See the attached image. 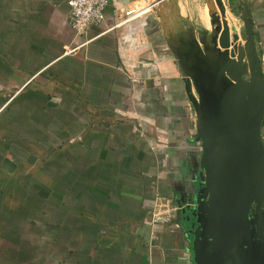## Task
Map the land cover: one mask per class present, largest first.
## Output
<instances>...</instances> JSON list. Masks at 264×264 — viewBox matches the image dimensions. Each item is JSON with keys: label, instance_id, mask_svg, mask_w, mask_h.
Masks as SVG:
<instances>
[{"label": "crops", "instance_id": "0c3cea01", "mask_svg": "<svg viewBox=\"0 0 264 264\" xmlns=\"http://www.w3.org/2000/svg\"><path fill=\"white\" fill-rule=\"evenodd\" d=\"M157 1L110 0L77 37L67 0H0V264H195L201 149L177 54L201 40L199 0L126 21ZM227 2L264 74V0Z\"/></svg>", "mask_w": 264, "mask_h": 264}, {"label": "water", "instance_id": "95a60500", "mask_svg": "<svg viewBox=\"0 0 264 264\" xmlns=\"http://www.w3.org/2000/svg\"><path fill=\"white\" fill-rule=\"evenodd\" d=\"M216 1L220 16L214 0H206L211 40L193 36L188 50L177 54L200 96L197 102L189 95L202 144L201 187L187 208L195 218L192 253L195 264H264V236L249 243L247 234L253 209L259 222L264 218V74L250 23L243 44L226 20L227 5ZM204 52L215 59L203 58Z\"/></svg>", "mask_w": 264, "mask_h": 264}, {"label": "rangeland", "instance_id": "374dc122", "mask_svg": "<svg viewBox=\"0 0 264 264\" xmlns=\"http://www.w3.org/2000/svg\"><path fill=\"white\" fill-rule=\"evenodd\" d=\"M214 1H215L214 3L217 4V1L216 0H214ZM223 2L225 5H227L226 20H227L229 26L231 29L235 28L236 32L239 35H241V42L244 44L245 39L243 38L242 33L245 32V22H244V20L242 21L240 18H236L230 12V10L228 8L229 6H228L227 0H223ZM198 9H199V20H200V24H199L200 34H199V36L201 39L202 38H203V40L207 39V41L209 42L211 40L212 35H213V33H212L213 27L211 25V14L209 12L208 7L206 6V0H199ZM216 15L220 16V12H217V10H216ZM208 23H210V27H208V25H207ZM203 54H204L205 59H209V60L212 58L215 59L214 55H209L208 52H204ZM184 76H185V78L187 80V84L190 88L189 92H190L191 96L197 102H199L200 96L197 94V92H196V90L192 84L191 77L188 74L184 75ZM191 105H192V109H193V117H194L195 123L197 122L196 128L198 129L199 123H198L197 110H196L194 104H192V102H191ZM14 108H15V104L10 108V110L12 111V110H14ZM201 145L202 144L200 141V147H201ZM258 229H261L260 233H257L259 231ZM242 234L244 235V232ZM247 234L249 235V240H248L249 243L251 241L254 243L256 238H258V241H260V240L262 241L261 237L264 236V218L259 222L258 217H257V213L254 209L251 211V214H250V223L248 226ZM258 234H260L261 237L258 236Z\"/></svg>", "mask_w": 264, "mask_h": 264}, {"label": "built area", "instance_id": "2783aa9c", "mask_svg": "<svg viewBox=\"0 0 264 264\" xmlns=\"http://www.w3.org/2000/svg\"><path fill=\"white\" fill-rule=\"evenodd\" d=\"M110 0H67L69 7V24L75 35L80 37L92 26L102 24L106 18V10ZM157 6L156 2L145 12H150ZM142 10V9H141ZM139 8L127 12L126 21L138 17L141 13ZM200 147V142H198ZM201 149V147H200Z\"/></svg>", "mask_w": 264, "mask_h": 264}, {"label": "bare ground", "instance_id": "6f19581e", "mask_svg": "<svg viewBox=\"0 0 264 264\" xmlns=\"http://www.w3.org/2000/svg\"><path fill=\"white\" fill-rule=\"evenodd\" d=\"M214 2H215V1H214ZM214 4H215V3H214ZM150 7H151V5H148V6H146V7L139 8V10L142 9V10H141V13H142L143 11H147ZM215 8H216L217 12H220L219 7H218L217 4H215ZM209 55H212V54H209ZM201 56H202L203 58H205L203 53L201 54ZM210 60H214V58H212V59H210Z\"/></svg>", "mask_w": 264, "mask_h": 264}, {"label": "trees", "instance_id": "16d2710c", "mask_svg": "<svg viewBox=\"0 0 264 264\" xmlns=\"http://www.w3.org/2000/svg\"><path fill=\"white\" fill-rule=\"evenodd\" d=\"M231 10H232L233 13H235V12H234V9H231ZM243 37H244V36H243ZM262 136H264V120H263ZM263 140H264V139H263Z\"/></svg>", "mask_w": 264, "mask_h": 264}]
</instances>
